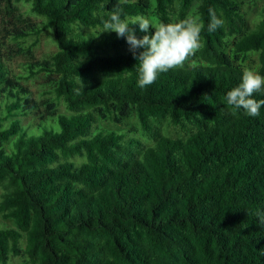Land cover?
I'll return each instance as SVG.
<instances>
[{"label":"trees","instance_id":"trees-1","mask_svg":"<svg viewBox=\"0 0 264 264\" xmlns=\"http://www.w3.org/2000/svg\"><path fill=\"white\" fill-rule=\"evenodd\" d=\"M16 1L0 2L12 23L11 45L0 39V264H264V107L249 117L225 101L251 55L264 75V4L251 29L241 0L120 4L129 24L151 9L158 24L204 25L184 66L141 89L126 39L99 33L117 0H25L39 19ZM209 9L224 21L213 32ZM42 35L56 50L13 74L6 61ZM37 78L38 99L26 84ZM30 114L37 123L22 125ZM133 114L153 144L99 125Z\"/></svg>","mask_w":264,"mask_h":264},{"label":"clouds","instance_id":"clouds-1","mask_svg":"<svg viewBox=\"0 0 264 264\" xmlns=\"http://www.w3.org/2000/svg\"><path fill=\"white\" fill-rule=\"evenodd\" d=\"M126 0H117V6L108 12V19L103 21L99 33L115 32L117 37H124L133 57L138 61L136 65L137 86L144 89L152 85L161 73L182 68L202 46L201 32L204 25L198 19L185 18L177 22L153 24L143 16H138L129 24L127 19H122L120 4ZM210 21L207 26L213 32L223 26L224 21L218 18L214 10L209 9ZM138 24L139 29L147 32L149 27L154 33L137 39L130 25ZM138 48L144 49L137 54ZM80 84L82 88L81 79ZM264 94V75L257 72H243L237 86L227 92L225 101L228 106L236 110H243L249 117L260 115L264 107V99H254V94ZM258 224L264 227V213H257Z\"/></svg>","mask_w":264,"mask_h":264},{"label":"rangeland","instance_id":"rangeland-1","mask_svg":"<svg viewBox=\"0 0 264 264\" xmlns=\"http://www.w3.org/2000/svg\"><path fill=\"white\" fill-rule=\"evenodd\" d=\"M242 1V10L244 12L245 18H246V24L248 28H253L257 24L258 20L263 16L262 12V6L264 4V0H241ZM2 3L3 0H0ZM19 8V10L23 13V15L30 17L31 19H39L38 16L34 15L31 12V4L30 2H27L25 0H19L15 2ZM146 19L151 21L153 24L158 25L156 18L152 12L151 9L148 10L147 14L145 15ZM12 26V23L10 21V17L6 14L4 10L0 12V39L5 35L6 30ZM4 42H6V45H11L9 41L5 38H2ZM30 39L26 41L28 43ZM8 42V43H7ZM7 48V46H6ZM56 50V44L51 36H46L42 35L40 37L39 42L37 45L33 48L32 55H29L27 53H21L14 55L13 58L10 60L6 61L7 65L9 66L10 70L12 71L13 74L17 75H25L27 73L26 71V63L28 61H33V60H41L45 59ZM250 61L245 64L246 68H250V71H253V67L255 66L257 62V56L256 54L251 55ZM248 70V71H249ZM40 78H37L35 80H29L26 82V84L30 87L32 90V94L35 98H39V91L41 90V86L39 85ZM59 112L62 113H67L65 110V107L62 104L59 105ZM19 119L24 126H34L37 123V118L33 115H20ZM46 125L48 126H53L54 130H58L59 126L57 122L54 120L52 121L51 119L46 120ZM99 125L102 127H105L107 129H116V130H128L129 131V136H135L138 139H140L144 144L146 145H151L153 144V141L148 139L147 137L143 136L139 125L138 121L135 117V115H131L127 124L126 125H116L110 122H104L101 121L99 122ZM45 126L44 123L40 126V129H43ZM35 128V127H34ZM162 128L165 133H167L166 126L162 125ZM35 130H38L35 128ZM15 138V137H13ZM10 222L1 219L0 217V225L1 226H6L9 225ZM7 264H24V258L23 257H11L8 261Z\"/></svg>","mask_w":264,"mask_h":264}]
</instances>
